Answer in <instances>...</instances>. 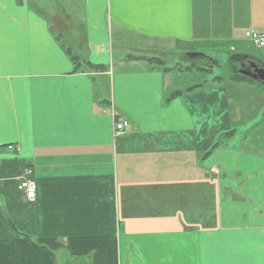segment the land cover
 <instances>
[{"label":"crops","instance_id":"0c3cea01","mask_svg":"<svg viewBox=\"0 0 264 264\" xmlns=\"http://www.w3.org/2000/svg\"><path fill=\"white\" fill-rule=\"evenodd\" d=\"M54 2L0 0V264H264L261 140L205 157L244 123L247 82L168 101L197 60L229 54L232 80L238 58L264 64L242 43L264 0Z\"/></svg>","mask_w":264,"mask_h":264},{"label":"rangeland","instance_id":"374dc122","mask_svg":"<svg viewBox=\"0 0 264 264\" xmlns=\"http://www.w3.org/2000/svg\"><path fill=\"white\" fill-rule=\"evenodd\" d=\"M47 4H51L53 6H55V2L54 0H42V2ZM62 3H60L61 5ZM61 7V6H60ZM63 7H65L63 5ZM59 10L61 11V8H59ZM73 37H78V33L77 31L72 33ZM244 47H248L249 53H251L252 57L254 58H263L264 57V49L260 50L258 48H256L254 45H252L245 37H244V41L242 42ZM206 47V46H204ZM189 52V51H187ZM196 52V51H195ZM186 56H188L187 54H185ZM168 65L171 66L173 58H169L168 60ZM230 55L229 54H221V56L219 57V64L217 65V67L213 68L212 70H210L209 73H204L202 75L200 74H187L185 76H182V80L180 82V87H188L191 85H195V84H203L205 85V83H207V85H211L212 82L208 81L206 82L205 80H207L208 78H210L212 75L213 76H217V77H223L226 80H229V77L232 78V69L230 67ZM190 63H192V60H189L188 57L184 58L183 60V64L184 65H189ZM196 63H200V64H208L209 62L207 60H197ZM211 66H209L210 68ZM213 72V73H211ZM234 73V72H233ZM212 76V77H213ZM230 78L231 83H233V80ZM247 83H245L244 86V90L243 92L245 93V97L246 99H248V101L245 103L243 102V104H247L250 101H252L253 106L249 107L246 110H243L241 113H239V111H236V115H241L242 118H244V123L240 124L239 126H237L238 129V137L239 136H244L247 137V139H252V141H260V145L264 146V112L262 111L264 108V105L261 104L264 103V98H261V94H258L259 91L264 92V86L256 81L253 80V82L250 81H246ZM246 88L252 89L251 92L247 91ZM259 98H261V100H259ZM234 99V98H233ZM245 99V100H246ZM236 102V100H234ZM256 143V142H254ZM251 149V148H249ZM264 150V148H260L257 151H262Z\"/></svg>","mask_w":264,"mask_h":264},{"label":"built area","instance_id":"2783aa9c","mask_svg":"<svg viewBox=\"0 0 264 264\" xmlns=\"http://www.w3.org/2000/svg\"><path fill=\"white\" fill-rule=\"evenodd\" d=\"M245 38L254 46L258 48H264V32L256 29H249L244 34ZM129 127V122L120 119L116 124V133L124 132ZM18 186L19 191L23 194L28 202H35L37 198V182L33 177V171L30 168H26L20 178Z\"/></svg>","mask_w":264,"mask_h":264},{"label":"trees","instance_id":"16d2710c","mask_svg":"<svg viewBox=\"0 0 264 264\" xmlns=\"http://www.w3.org/2000/svg\"><path fill=\"white\" fill-rule=\"evenodd\" d=\"M66 52L70 55V59L73 60V62L76 64V67L79 68V67H86L89 65L88 62L86 63H83V60L80 61V59L77 57V56H72V53L70 51V49H67ZM211 64H204L203 66H200L198 67L197 69H199L200 71L204 72V73H209L210 72V66ZM93 68V66H91ZM94 69L96 70H104L106 69L105 67H97V66H94ZM217 79H221V78H217ZM250 81V82H253L252 79L250 78H247V77H244L240 74H235L233 75V81L234 82H238V81ZM259 83V82H258ZM261 84V83H260ZM203 84H200V85H195V86H192V87H189L185 90H182V91H176V92H173L168 101H172L174 100L175 98H178V97H181V96H184V95H187L188 93H191V92H194V91H197L199 89H201ZM237 133V130L236 129H232L230 131H225V132H222L218 135L215 143L212 145V147L210 148V150L205 154V157L213 154L216 150L220 149L227 141L233 139V137L236 135Z\"/></svg>","mask_w":264,"mask_h":264},{"label":"flooded vegetation","instance_id":"af4514ba","mask_svg":"<svg viewBox=\"0 0 264 264\" xmlns=\"http://www.w3.org/2000/svg\"><path fill=\"white\" fill-rule=\"evenodd\" d=\"M235 72L246 71L253 76H258L259 69L264 67V64L259 62L258 60L248 58V57H240L235 62Z\"/></svg>","mask_w":264,"mask_h":264},{"label":"water","instance_id":"95a60500","mask_svg":"<svg viewBox=\"0 0 264 264\" xmlns=\"http://www.w3.org/2000/svg\"><path fill=\"white\" fill-rule=\"evenodd\" d=\"M211 67L210 68H213L212 65H210ZM259 74L258 76H253L252 74L246 72V71H239L238 74L244 76V77H247V78H250L256 82H259L261 83L262 85H264V67L263 68H260L259 69Z\"/></svg>","mask_w":264,"mask_h":264}]
</instances>
